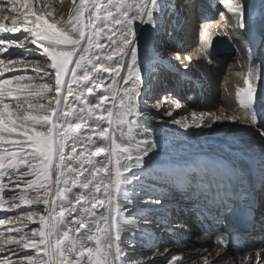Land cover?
I'll return each mask as SVG.
<instances>
[{"label":"snow or ice","instance_id":"6c2138e0","mask_svg":"<svg viewBox=\"0 0 264 264\" xmlns=\"http://www.w3.org/2000/svg\"><path fill=\"white\" fill-rule=\"evenodd\" d=\"M17 3L30 6L31 0H0V12L16 13ZM107 3L115 12L112 8H105L103 3L86 6L85 0H81V5L88 7L90 24L81 19L84 14L79 12L74 19L57 27L46 18L50 13L45 8L31 11L29 7L31 19L29 12L13 15L10 26L4 23L7 16L0 17V33H21L16 39H0V54L7 53L9 56L7 61L0 59V66H4L0 67V72L11 71L5 65L14 63L11 59L14 53L9 49L17 45L25 52L32 50L50 58L52 71L45 72V76L49 80L54 77L55 80L53 91L48 83H24L33 79L30 76L13 75L9 79H0V169L4 170L0 173V209L7 202L11 209H19L21 204H43L48 211V216H39L44 227L32 229L30 234L13 221L26 226L27 221H33L34 212L26 211L14 218L8 216L7 219H0V225H7L9 233L6 237L0 233V252L4 251L5 241L15 246L10 249L19 256L15 264H135L125 253L132 247L138 225L135 217L126 213L138 204L161 203L159 199H137V189L148 172L145 158L157 148L152 133L144 129L140 133L145 137L143 140L116 143L115 136L108 133L113 122V108L117 106L115 89L107 88L99 95H93V86H88L87 82L99 79L98 74L103 72L110 75L113 83L118 78L128 84L119 96L121 111L118 122L123 125L125 118L131 116L133 120L127 122L130 125L136 122V117L143 116L136 107L142 83L141 46L137 29L141 25L155 27L162 19L167 4L164 0L160 3L158 0H134L131 4L126 0H117L115 4L113 0H107ZM224 3L233 15L236 27L247 30L244 4L233 3V0H224ZM102 9L105 13L103 16ZM86 29H90L87 35ZM101 34H105L107 46L96 39ZM90 51L92 58L86 59ZM176 58L180 59L179 55ZM187 59L190 61L191 57ZM70 65H73L71 69ZM77 69L82 70L80 80L77 79ZM42 70L36 69L37 72ZM121 71L124 75L120 74ZM65 77H69V80L66 81ZM246 83L248 86L239 90L241 105L245 118L255 124L256 89L252 85L251 71ZM73 84L77 85L75 90ZM94 86L99 87L98 84ZM62 89L66 95L60 99ZM107 92L113 93L112 101H109ZM48 93H52L55 105L51 100L48 104L38 102L45 99ZM86 94L91 95L92 99H87ZM69 97H73L72 104ZM7 99L14 101V107L12 103L5 102ZM73 104L80 107L77 109ZM171 104L175 109L181 108L179 101H171ZM98 110L108 115H95ZM72 115L80 122L73 123L69 118ZM167 115L171 116L172 112L168 111ZM191 115L194 117L191 124L185 122L184 118L174 119L172 123L187 130L211 127L212 123L222 118L228 119L213 113L197 115L193 112ZM88 121L91 124L85 129L84 124ZM82 132L85 133L83 136ZM21 134L24 139L14 138ZM260 135L264 138V130L260 131ZM105 142L109 147L103 146ZM5 144L15 150L8 151ZM77 146L80 147L79 152ZM85 152L89 153L87 157L84 156ZM105 153L98 161L93 158ZM118 155L122 160L116 158ZM22 168L23 171L20 170ZM9 172L15 175L16 180L5 201L3 193L8 185L3 180ZM98 173L103 174L98 177ZM30 176L34 178L24 179ZM21 183L25 188L17 194L15 190L21 188ZM29 190L33 193L31 197ZM138 214L145 220L150 218L147 209L138 211ZM12 233L23 234L17 238ZM89 242H92L91 245ZM227 243L223 238L219 239L220 245ZM26 249H34L37 255L28 254L24 251ZM177 259L172 257L173 261ZM0 264H12V261L5 257L0 259ZM204 264L214 262L206 259Z\"/></svg>","mask_w":264,"mask_h":264},{"label":"bare ground","instance_id":"6f19581e","mask_svg":"<svg viewBox=\"0 0 264 264\" xmlns=\"http://www.w3.org/2000/svg\"><path fill=\"white\" fill-rule=\"evenodd\" d=\"M220 1L221 2H216L215 4L217 9L223 13L225 12L223 17L227 20V24L225 23L224 27L226 26V28L222 30L226 32L224 34L225 37H223V32L220 29L223 24H219L221 20L215 13H212L210 16L211 18H208L209 20L207 21L209 22L197 24V20L203 16L199 15V13L208 7L204 0H179V23L184 20V27L180 29L177 34L174 28L175 35L172 36V38H174L175 43L172 48H174V54L179 55L180 59L174 58L170 61L161 58L160 63L163 68L158 70L154 85L157 86L159 85L158 83L163 82L161 80L165 73L168 72L172 76V80L167 81L169 82V91L163 93L165 96V100L163 99L165 104L161 109L163 110L165 107H168L173 110L172 118H184L185 122L191 124L194 117L192 116V120L187 119V113L192 114L194 112L197 115L200 113H213L215 115H221L222 117H228V119L222 118L221 121L212 123L211 127L202 126L200 128H190L187 130L175 124L169 127L164 125V121L161 119L157 120L152 117L144 116L135 120L139 136L144 139L145 137L140 133H142L144 129H147L152 133L157 143V148L155 150L157 156L154 159L146 160L148 161V172L143 177V181L149 186L148 192L152 193L150 195L152 197H167L169 193L168 189L174 190L178 188L180 189L179 193L182 199L190 197L194 200L195 198L201 197L202 202L205 201V210L203 211H198L197 209L188 211L187 207L185 208L182 206L179 208L177 216H170L171 220L175 222V225L173 227L166 226L165 228H167L166 230L168 233L173 234L174 238L178 235L176 236L177 240L174 242L179 244H174L173 247H170L167 254L171 253L173 254L172 256L178 259L174 262L171 259L165 264H204L206 259L213 261L214 264H257L258 260H261L258 264H264V242L261 244L256 243V246L250 244L245 251L240 250L234 252L219 247L213 236L205 233L197 234L195 229H193L196 226L194 220L197 216L201 218L200 222L204 224L205 222H209V215L205 212L206 209H215L213 205L218 203V200H222L224 195L226 196V194H231L235 191L234 175L238 172V163L242 160L247 162L251 161L256 166V168L251 169L259 191L260 206L264 204V138L260 135V131L264 130V118H261L262 112H259L260 110H264V56L259 57L264 51V34L263 30L260 32L258 29L259 25H264V0H248L244 3L248 27L247 30L242 31L248 36L250 32V40L256 41L257 37H259L258 41L261 46L257 51L252 49L251 41L241 32L240 28L236 27L235 19L228 10L224 0ZM80 2V0H31L30 6H22L21 3H17L15 5L18 10L16 13L9 12L7 14L0 12V17L7 16L8 19L4 20V23L10 26L11 17L13 15H21L25 12H29V7L31 11L45 8L46 12L50 13V15H46V18L50 23H55L57 27H61L69 20L74 19L79 12H83L84 14L81 19L85 23L90 24L88 20V7H86V9L84 6L78 7ZM87 2V5H90V0H87ZM116 2L117 0H113L114 4ZM133 2L134 0H126V3L129 4ZM138 2H143V0H138ZM160 2L161 0H158V3ZM94 3H103L105 8H112V6L108 5L107 0H95ZM164 3H166V0H164ZM55 5L58 6L55 7ZM112 10L115 12L114 8H112ZM104 14V9H102L101 15L103 16ZM29 18L31 19L30 12ZM160 21L158 22L159 24ZM223 22L224 21H222V23ZM139 27L140 26H138L137 29L138 36L140 34ZM89 31L90 29H86V35L89 34ZM209 31L211 32L209 33ZM19 34L20 32L15 34L0 33V39H16L19 37ZM111 34L112 33H106V35ZM194 34H196V37L203 38V40L207 36H210L205 46L206 55L204 58L201 52L196 49L197 47L194 46V42L189 47ZM104 35L105 34H101L96 39L99 40L101 44L107 46L108 42L104 39ZM177 40L179 44H177ZM209 43L211 44L210 47L208 46ZM235 46H237V48H235ZM183 53H188V57H191L192 60L189 61L187 59L188 57H185ZM209 53H213L218 58V64L221 63L219 65L220 67L222 66V69L219 68V65L209 56ZM4 54L6 55L7 53ZM92 54V51H90L86 59L92 58ZM99 54L105 55L104 53ZM231 54H233L231 58L232 69L231 71L227 70L226 72H230L225 74L224 85L227 89L224 98L221 97L222 99L220 100L210 101L213 95L211 86L214 81L221 76L223 65L226 63V60L231 57ZM182 61L187 62L188 65L186 68L183 67L184 62L182 63ZM105 66H107V64H105ZM13 67H16V65ZM76 71L77 79L80 80V73L82 70L77 69ZM250 71L252 72V85L256 89V99L258 101V107H254L256 113L255 124L249 123L248 119L245 118V110L241 105L239 91L241 88H246L248 86L246 80L249 78ZM91 75L92 74H90V76ZM98 75L99 79L94 81L90 79L87 82L88 86L102 83L99 87H93V95H99L98 91L101 89L103 91L107 88H113L114 83L109 74L101 72ZM184 85H191L189 91L193 90V95L187 104L184 103L185 105H182L180 103L181 108L175 109L174 105L171 104L172 98L175 96L177 90L182 89ZM73 86L75 90L77 85L73 84ZM110 94H112V92L106 93L108 98ZM75 95L76 92L74 91V96ZM86 97L89 100L92 99V96L88 94H86ZM68 100L70 104L73 103V97H69ZM73 107L78 109L80 105L73 104ZM66 110L71 112L70 109ZM95 115L107 116L108 114L102 110H98ZM69 118L73 123L80 122L76 121L74 115ZM90 124V121L86 122L84 124L85 129H87ZM40 130L44 131L43 129ZM110 130L111 127L108 128V133ZM84 134V132L81 133L82 136ZM103 146L109 147L107 142H105ZM65 151L67 154V149ZM77 151H80L79 146H77ZM88 155V152L84 153L85 157ZM104 155H106V153L102 154L100 157L93 158L98 161L102 159ZM87 167L88 165L85 164V168ZM111 167L114 172L115 165L113 164ZM20 170L23 171L24 169L22 168ZM3 171L4 170L1 169L0 173ZM102 174L103 173H98L97 175L99 177ZM10 176L11 179H9ZM15 180L16 177L11 172L4 176L3 183L8 185V188H6L3 193L5 201L8 200V196L11 194L9 190L13 188ZM24 188V184L21 183V188L15 191L19 194ZM31 195H33V193H29V197H31ZM138 199H141L140 195ZM35 206L37 207L38 205ZM21 207L25 209L33 208L34 205L21 204ZM150 208H154V206H142L138 204L136 208H130L129 212L126 214H138V211L143 209L148 210ZM15 211L16 209H11L6 202L4 207L0 209V216L15 214ZM262 211L264 212V207ZM193 212L195 214H193ZM38 214L39 212H37V215ZM36 219L37 217H35V221H37ZM137 225V235L133 241L138 244L142 242V239H145L144 244L147 247L151 246L158 235L150 228L139 225V223H137ZM101 227H103V224H101ZM1 228L7 230L8 226L1 225L0 229ZM256 231L257 236L260 234L264 236L263 230L257 229ZM89 243L91 245L92 242ZM13 247L15 246L5 242L4 251L0 252V259L6 257L8 261H12V264H15L19 256L10 251ZM29 250L35 251L34 249H26L24 251L29 253ZM257 253H259V256H257ZM152 264L157 263L153 262Z\"/></svg>","mask_w":264,"mask_h":264},{"label":"rangeland","instance_id":"374dc122","mask_svg":"<svg viewBox=\"0 0 264 264\" xmlns=\"http://www.w3.org/2000/svg\"><path fill=\"white\" fill-rule=\"evenodd\" d=\"M59 1H61V0H59ZM92 1L90 0V5L92 3H94L95 0H92ZM246 1H248V0H233V3H236V4L243 3L244 4ZM204 2H206V1L204 0ZM87 3H88L87 0H85L86 6H87ZM166 4H167V8L163 11V16L161 19V21L163 23L160 21V24L157 23L155 25V27H151L149 25H141L139 27L140 34L138 36V39H139V43L141 46L140 76H141L142 83L140 85L141 96L137 98L138 103H137L136 107L138 108V110L141 113H143V116H140V117L146 116V117H152V118L157 119V120L161 119L162 121H164V125H167L170 127V126H173L172 121L175 118H172V115L168 116L167 112L171 111L173 114V110L169 109L168 107H165L163 110H161V109H162L163 105L165 104V102H164L165 96L163 95V93L166 91H169L168 90L169 82H167V81H169V80L171 81L172 76L170 75V73L167 72L164 74V76L161 80L163 82L158 83L159 85H157V86L154 85V82L156 81L155 77L157 75L158 70L163 68V66L160 63V59L165 58L166 60L172 61L174 58L177 57V55L174 54V48H172V46L175 43L174 38H172V36L175 35L174 34V28L176 29V34L178 31H180V29H183L184 20H183V22H181L182 24L179 23V21H180V15L178 12V7L180 6L179 0H166ZM57 6L58 5H55V7H57ZM86 6H84L85 9H86ZM78 7H83L81 5V2L78 5ZM4 13L8 14L9 12H4ZM219 24H223L222 27L226 28V26L224 27V25H225L224 23L221 22ZM20 36H21V33L19 34V37ZM223 37H225L224 34H223ZM176 42H177V44H179L178 40ZM192 43H193V41L191 42L189 47L192 45ZM35 47L36 46H31V48H35ZM235 48H237V46H235ZM9 51L14 53L13 56L11 57V59L14 61V63L11 65H7V64L5 65L8 68H10L11 71L0 72V79H9L13 75H24L26 77L30 76L33 79L30 81L25 80L24 83H34V84L36 82H37L36 84L48 83L50 85V87L53 88V91H54V89H55L54 77H53V79L49 80L45 76V72H51L52 71V69L50 67V65H51L50 58H48L46 55H43L41 53H38V52H35L32 50L25 52L24 50L19 49L17 45H14L12 49H9ZM233 54H231V57L226 60V63H224L223 70H221V76H219V78H217L214 81L213 85L211 86V90L213 91V95L211 96L210 101H212V100L216 101V100H220V99L224 98V94H225V91L227 89L224 85V81H225L224 78H225V74L230 72L232 69V59L231 58H232ZM263 56H264V51H263V53H261V55L259 57H263ZM0 59H4L5 61H7L9 59V56H8V54L5 55L3 53V54H0ZM73 59H76V57H73ZM25 64H27V67H25ZM219 64H221V63H219ZM15 65H16V67H13ZM0 67H4V66H0ZM72 67H73V65L69 66L70 69ZM221 67L219 65V68H221ZM37 68H41L43 70L40 72H37L36 71ZM227 70H230V71L226 72ZM120 74L124 75V72L122 71V72H120ZM65 80L68 81L69 77H65ZM130 83L131 82H129V84ZM101 84L102 83H98L99 86H101ZM161 84H163V85H161ZM125 87H128V84H125V83L119 81L118 78H117V81L113 84V88L115 89L117 106L115 108H113V116H112L113 122H112L111 130L109 133H111L115 136L116 143H118V144H124V143H128V142L135 143V141H137V140H143L139 136V133L137 131V126L135 125V123H132L130 125L127 123L128 121L133 120V117H131V116L126 117L125 118V124H123V125L118 122L119 112L121 111V109L118 105V100H119L120 93L122 92V90ZM190 87H191V85H189V86L184 85V87L182 89L177 90V92L175 93V96H173V98H172V101H174V100L179 101L182 105L187 104L189 102V100H191L190 98L193 95V90L189 91ZM93 90H94V88H93ZM101 91H102V89L100 91H98V94ZM21 95H23V94H21ZM65 95H66V92L62 89V92H61V94H59L58 98L63 99ZM110 96H109V98L111 100L109 99V101H112L113 93L110 94ZM49 100L52 101V105H55V99L53 98L52 93L46 94V98L39 100L38 102L48 104ZM141 100L143 101L142 103L139 102ZM6 101H7V103L9 102V103H12L14 105V101L12 99H9V100L7 99ZM34 102H36V101H34ZM157 105H159V107H157ZM187 114H188L187 119L192 120L193 117H192L191 113H187ZM140 117H136L135 120L140 118ZM129 129H131V131ZM43 130L45 131L46 129H43ZM14 138L15 139H24L22 134L17 135ZM5 147L8 149V151H14L15 150L7 144H5ZM118 152H119V150H118ZM134 155H135V153H134ZM156 156H157V154L155 151L154 153L150 154V156L146 157L145 159L151 160V159H154ZM116 158L122 160V157L119 155ZM7 162L8 161L6 159L5 164H7ZM33 178L34 177L30 176L28 178L26 177L25 179H33ZM147 185L148 184L145 181H143V177H142V183L139 186V188L137 189V191L140 192L139 195L141 196V199L146 200V201L149 199H152V200L159 199L161 201V203L159 205H156V204H147V205L144 204L143 205V204H141L142 206L152 205L155 208V209L154 208L148 209V214L150 217L148 220H145V218L139 214H132L129 216H134L137 223H139V225H142V226H145L147 228L152 229L158 235L157 236L158 240L155 239V241L151 244V246H148V247L144 244L145 239H142V242L138 243V244H136L134 241H132V247L129 248L125 254L129 257V260L132 262H135V264H152L153 262H155L157 264H165L172 259L171 257H173L172 256L173 254H171V253L167 254L168 249H170V247H173L174 244H179V243L174 242L177 240L176 236H178V235H176V233H175L176 236L174 235L175 236V238H174L173 234L168 233V231L166 230L167 228H165V227L166 226L167 227L168 226L173 227L175 225V222L171 220V217L178 215L180 207H182V206L185 208L187 207L188 211H193L196 209L197 206H200L198 204H200L202 198L199 197V198H195L194 200H192V198L187 197L185 199H182L180 197V193H179L180 189H178V188L174 189V190L168 189L169 193H168L167 197H161V196L152 197L150 195L152 193L148 192L149 186H147ZM24 187H25V185H24ZM262 191H263V189H262ZM29 193H32V192L29 191ZM137 199H138V197H137ZM203 202H204V204H203V207H204L205 201H203ZM203 202H201V203H203ZM263 206H264V204H262L260 206V211L262 210ZM24 207H26V206H24ZM24 207H20L19 209H16V211L14 212L15 214H5V215L0 216V219H7L8 216H11L14 218L17 215H22L26 211H32L36 214L35 217H37L36 220L38 222L35 221V217H34L33 221H27L26 222V226L22 225L21 222L19 223L18 221L16 223L15 220L13 221V223H15V225L17 227H24V232H27L29 234L31 233L32 229L43 228L44 226L41 224V222L39 220V216L40 215L48 216V211L46 210V206L43 204H39L37 207L34 205L33 208H26L25 209ZM37 212H39L38 215H37ZM193 214H195V213L193 212ZM193 229H195V232H197V234L202 233L196 226ZM0 233H3L4 237H6L9 234L8 228H7V230L6 229L4 230V228H1ZM12 234L16 235L17 238H19V236L22 235L23 233H12ZM257 237L258 238L252 244L253 246H256V243L261 244L264 242V236L263 235L260 234ZM37 239H38V237H37ZM29 251L30 252L28 254L37 255V253H35V251H32V250H29ZM39 255H43V254L40 253Z\"/></svg>","mask_w":264,"mask_h":264}]
</instances>
